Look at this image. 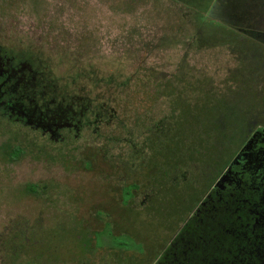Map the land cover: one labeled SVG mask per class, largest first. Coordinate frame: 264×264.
I'll use <instances>...</instances> for the list:
<instances>
[{
  "label": "rangeland",
  "instance_id": "1",
  "mask_svg": "<svg viewBox=\"0 0 264 264\" xmlns=\"http://www.w3.org/2000/svg\"><path fill=\"white\" fill-rule=\"evenodd\" d=\"M0 68L17 95L0 97V264L143 261L169 235L161 211L210 189L157 264H264V0H0ZM169 139L163 177L136 206L122 196L113 230L114 164Z\"/></svg>",
  "mask_w": 264,
  "mask_h": 264
},
{
  "label": "flooded vegetation",
  "instance_id": "2",
  "mask_svg": "<svg viewBox=\"0 0 264 264\" xmlns=\"http://www.w3.org/2000/svg\"><path fill=\"white\" fill-rule=\"evenodd\" d=\"M0 70H1V68H0ZM0 73H2V72H0ZM3 82H4L3 80H0V93H1V91H3V87H2ZM14 95L15 96H13V95H11L9 93H5V94H1L0 97H17L16 94H14ZM4 105H5V101H0V116H2L3 110L5 108ZM47 132H44V133H47L50 138H53L55 140H58V139L61 140L59 135L54 137L49 131H47ZM61 138L63 139V137H61ZM14 145H17V144H14ZM155 162H156L157 173L153 177H152V173L149 174V175H147V173L144 174V175H141V177H140L141 184L139 183V185H138L139 189H137V190L136 189L129 190V193L131 195V196H129V198H131L130 202L133 203L135 206H136V204L134 203V198L137 197L140 193H143L145 190H147V188H151V187H154V186L158 185V178L160 176L163 177V175H164V173L162 174L163 164L161 163V159H157V160H155ZM144 163H146V160H144L142 164H144ZM121 166H123L125 168H134V167H130V165L125 166V165L121 164ZM160 173H161V175H160ZM110 175L111 176H109L110 177L109 180H111V178L113 180H117L118 178H115V176H119L121 178H125L126 177L124 174L117 173L115 167H114V173L110 174ZM149 181H152V182L148 183ZM111 192H112V190H110L109 193H107V196L109 198L113 197V195H111ZM212 193H214V192L211 191V189L208 190V191H205L203 193V196L197 202H195V200H197L199 198L198 195H197V192H195V191H186V192L183 193V195L180 196V199H178V200H182V201L181 202H176L177 207H171L170 208V210H171L170 213H167L166 211H161V212H163L165 214L164 217H166L165 219L168 221V223L166 222V224H165V226H167V227H165L163 229V231L160 229V233H162V236L163 235L167 236L172 231V229L168 230V226L170 225V221L173 219V216H172L173 213H175L176 211L180 210V213L184 214V217H183V220H181V223L178 225L176 231L171 236L168 235L166 239L162 238L160 240V243H164V242L165 243H164L163 246H161V248L159 249L158 253L156 254V256L154 257L153 261L150 264H157V262L160 259L164 260L165 258H167L169 256V253H167V255L164 257V255L166 254V251L169 249L168 248L169 245L172 244L173 241H175V239L181 234V232L183 233L184 226H186V224H188L191 221L189 223V226H188V228H189L190 225L195 222L194 220L192 221V219H193V217L198 215V211H197V209L199 207L198 204H200V202L204 203L205 200L206 201L209 200V198L211 197ZM220 199L222 200V202H224V203H222V205H224L226 203V206H225V209H224L225 213H224V216L222 217L224 219L226 214L229 213L232 210H230L231 208L228 209L229 201H228L227 198H223L222 197ZM220 199H219V202H220ZM167 200H170V199H167ZM164 201L166 202V199H164ZM163 203L164 202L161 199L159 201V204L162 205ZM106 208H109V207H106ZM245 209L251 210V208L249 206H246ZM206 224H208V223H206ZM166 229H167V231H165ZM246 238H247V236H246ZM154 239L157 240V237H155ZM164 239H165V241L161 242ZM240 243L242 244V240H240ZM246 243L250 244V239H248V241ZM246 247H248V246H246ZM230 255L232 256L233 252H231ZM212 259H215V260L208 261V262L203 263V264H229V263L232 262V259L230 258L229 255L228 256L222 255L221 257H219L218 254H216ZM162 260H161L160 264H163ZM190 264H194V262H190Z\"/></svg>",
  "mask_w": 264,
  "mask_h": 264
},
{
  "label": "trees",
  "instance_id": "3",
  "mask_svg": "<svg viewBox=\"0 0 264 264\" xmlns=\"http://www.w3.org/2000/svg\"><path fill=\"white\" fill-rule=\"evenodd\" d=\"M175 144H176V141H174V139H169L167 142V145L164 147V150H166V153H159L158 155L153 153L150 156L142 157V159L139 162L138 167H136V168H125L121 165H117V164L114 165V167L116 168V172L119 174H124L126 177L121 178L119 176H115V178H118L117 180L122 181V182L119 184V182L117 180H114V183L112 184L114 187V190L110 187V189L112 190L111 195H113V197H111V198L114 201V205H116L115 207H118L120 209L119 214H118V219L113 221L114 222V225L112 227L113 230H114V228L117 227V224L120 222V220H122L124 218L125 210H124L123 206L120 205L122 196H131L129 193V190L139 189L138 185H139V183L141 184V182H140L141 181L140 180L141 175H144L146 173H147V175H149L152 173V177H153L157 173L155 160L161 159V156L166 157L167 152H168L167 149L168 150L175 149V148H170L171 146H173ZM8 147L9 148H7V149H9V150H8V152H6V157L8 159H11V160L16 159L19 156V154L21 153V148L18 145H13V146L8 145ZM64 154H65V157H69V158H71L73 156L72 154H70L68 152H62L61 153L62 158H64ZM13 155L15 156V158ZM171 156H173V154L170 151L168 154V157H171ZM203 157L208 158V155H206V154L202 155V158ZM144 159L146 160V163L142 164ZM94 160H95V154L91 152L87 156L83 155L82 159L78 160V163L79 164L82 163V165L85 168H89L90 170L91 169L93 170ZM132 166L133 165H131V167ZM27 188H28V190H34L31 184L27 185ZM129 200H131V198H129ZM112 207L111 208L104 207V208L109 210V211H107L108 216H110L112 214V212H114V211H112ZM94 214L97 218L96 213H94ZM181 220H183V218ZM181 220L179 221L180 223H181ZM80 223H81L80 225L87 226L88 228H90L89 227L90 224H88V222L81 220ZM97 223H98V226H100V228L97 227L96 229H99V230H96V231H100L103 228V226L101 223H99V222H97ZM177 227H178V224L175 227L171 228L173 231L169 234L170 236L176 231ZM184 228H188V227L184 226ZM185 230H187V229H185ZM185 230L183 232H185ZM125 231H127V230H125ZM127 232L130 234L131 237L134 238L137 236L136 238H138V235L135 233V230H131V232H129V231H127ZM151 236H152V238L156 237L154 234H152ZM159 236H160V234H159ZM158 239H159V237H157V242L155 243V247L157 245L156 250H153V248L146 246L147 250L145 252V256L146 255L147 256L142 261V257L138 255L136 257L137 260H135L136 263H137V261H141L138 264H150L153 261L154 257L158 253L159 249L165 243V242L160 243V241H158ZM40 251L43 252V250H40ZM117 253L120 256H122L121 253H119V252H117ZM136 263L132 262L131 264H136Z\"/></svg>",
  "mask_w": 264,
  "mask_h": 264
}]
</instances>
